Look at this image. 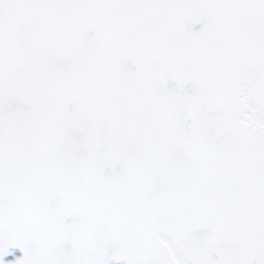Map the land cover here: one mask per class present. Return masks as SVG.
<instances>
[{
    "label": "snow or ice",
    "instance_id": "obj_1",
    "mask_svg": "<svg viewBox=\"0 0 264 264\" xmlns=\"http://www.w3.org/2000/svg\"><path fill=\"white\" fill-rule=\"evenodd\" d=\"M0 264H264V0H0Z\"/></svg>",
    "mask_w": 264,
    "mask_h": 264
}]
</instances>
